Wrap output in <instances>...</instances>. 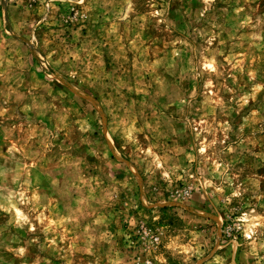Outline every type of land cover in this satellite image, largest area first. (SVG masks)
<instances>
[{
	"label": "rangeland",
	"instance_id": "374dc122",
	"mask_svg": "<svg viewBox=\"0 0 264 264\" xmlns=\"http://www.w3.org/2000/svg\"><path fill=\"white\" fill-rule=\"evenodd\" d=\"M0 264H264V0H0Z\"/></svg>",
	"mask_w": 264,
	"mask_h": 264
}]
</instances>
